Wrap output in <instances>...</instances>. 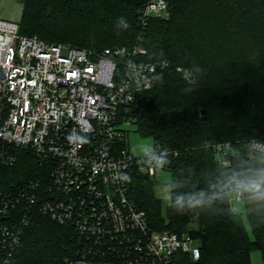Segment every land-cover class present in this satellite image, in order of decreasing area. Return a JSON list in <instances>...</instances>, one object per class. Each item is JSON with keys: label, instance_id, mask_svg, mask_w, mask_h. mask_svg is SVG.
<instances>
[{"label": "trees", "instance_id": "1", "mask_svg": "<svg viewBox=\"0 0 264 264\" xmlns=\"http://www.w3.org/2000/svg\"><path fill=\"white\" fill-rule=\"evenodd\" d=\"M21 1L23 36L94 52L143 46L144 61L168 63L152 90L138 97L129 130L151 139L166 160L160 165L173 177L170 203L163 205L152 183L162 171L134 173L131 199L153 229L199 242L198 260L181 262L251 264L256 249L264 256V183L250 189L264 182V155L249 146L264 142V0H166L167 13L145 21L140 13L149 0ZM121 16L129 28L116 27ZM228 143L221 159L216 146ZM16 155L14 166L0 163V200L16 197L44 171L30 151ZM231 185L243 192L254 240L234 210ZM24 219L30 225L17 264H55L68 255L69 229L26 202L0 209V229Z\"/></svg>", "mask_w": 264, "mask_h": 264}, {"label": "built area", "instance_id": "2", "mask_svg": "<svg viewBox=\"0 0 264 264\" xmlns=\"http://www.w3.org/2000/svg\"><path fill=\"white\" fill-rule=\"evenodd\" d=\"M167 11L166 0H149L141 19ZM147 56L143 46L94 52L48 43L0 19V163L12 167L16 152L26 150L44 170L16 197L0 200V209L26 202L69 229L68 255L55 264H183L193 253L195 239L153 229L131 199L134 173L155 177L162 171L157 146L139 157L129 142L134 104L168 67L144 61ZM249 146L264 155L263 141ZM230 148L216 146L221 159ZM230 192L243 202L242 190L231 185ZM29 225L24 219L1 227L0 264H17Z\"/></svg>", "mask_w": 264, "mask_h": 264}, {"label": "rangeland", "instance_id": "3", "mask_svg": "<svg viewBox=\"0 0 264 264\" xmlns=\"http://www.w3.org/2000/svg\"><path fill=\"white\" fill-rule=\"evenodd\" d=\"M24 10V4L21 0H0V19L8 20L19 23L22 19V14ZM123 123L128 125L131 123L130 118L124 117ZM130 131V130H129ZM130 149L135 156L145 157L150 154L151 149L154 146V143L151 139L142 138L140 133L135 131H130L129 136ZM221 158V157H220ZM173 177L171 173L162 171L156 178L152 181L155 188V193L158 198L163 202L164 206H167L170 203L169 196V186L172 184ZM231 202L234 206V210L237 214L241 215L244 221V224L249 231L250 237L254 240V235L250 229V223L245 215V208L243 202H236V193L230 192ZM191 249L193 251L191 258L194 262L198 260L199 255V242L194 241L191 243ZM251 264H264V256L261 250H254L251 254Z\"/></svg>", "mask_w": 264, "mask_h": 264}, {"label": "clouds", "instance_id": "4", "mask_svg": "<svg viewBox=\"0 0 264 264\" xmlns=\"http://www.w3.org/2000/svg\"><path fill=\"white\" fill-rule=\"evenodd\" d=\"M116 27L118 29H127V28L130 27V25H129L127 19L125 17L121 16L116 21ZM164 152L167 153L168 152V149L165 148L164 149ZM158 162L161 165H163L164 163H166V160L163 157H160ZM262 183H264V182H255V183H253V184L250 185V189L251 190H254V191H259L261 189V187H262Z\"/></svg>", "mask_w": 264, "mask_h": 264}]
</instances>
